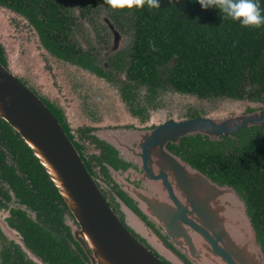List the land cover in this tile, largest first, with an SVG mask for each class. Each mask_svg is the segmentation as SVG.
Returning a JSON list of instances; mask_svg holds the SVG:
<instances>
[{
  "label": "water",
  "instance_id": "95a60500",
  "mask_svg": "<svg viewBox=\"0 0 264 264\" xmlns=\"http://www.w3.org/2000/svg\"><path fill=\"white\" fill-rule=\"evenodd\" d=\"M0 118L31 150L65 202V222L88 264H264V251L236 189L211 179L166 146L187 135L213 140L264 124V108L219 119L169 118L143 132H108V145L128 164L142 167L136 173L128 166L123 172L130 173L128 180L113 175L128 203L115 196V209L50 110L1 64Z\"/></svg>",
  "mask_w": 264,
  "mask_h": 264
},
{
  "label": "trees",
  "instance_id": "16d2710c",
  "mask_svg": "<svg viewBox=\"0 0 264 264\" xmlns=\"http://www.w3.org/2000/svg\"><path fill=\"white\" fill-rule=\"evenodd\" d=\"M73 1L78 2L82 17L99 4L105 5L115 27L131 30L125 74L132 86L143 85L148 92L171 88L198 98L259 101L264 95V25L258 29L242 27L239 22L223 19L219 9L202 8L198 0H159L160 8L149 10L145 6L131 11H114L104 0H0V5L23 15L53 54L75 58L93 71L94 56L85 51L75 54L70 29L76 18L70 12ZM259 2L264 14V0ZM123 18L128 27L123 26ZM94 71L103 75L97 68ZM1 133L10 141L19 168L61 199L31 150L0 118ZM171 146L211 179L236 189L264 251V124L240 128L213 140L198 133L187 135L180 138L176 148ZM70 253L58 254L62 262L56 259L51 263L85 264Z\"/></svg>",
  "mask_w": 264,
  "mask_h": 264
},
{
  "label": "flooded vegetation",
  "instance_id": "af4514ba",
  "mask_svg": "<svg viewBox=\"0 0 264 264\" xmlns=\"http://www.w3.org/2000/svg\"><path fill=\"white\" fill-rule=\"evenodd\" d=\"M1 7L23 17L29 24L28 28L24 27L25 32H21L22 37H25L23 43H20L17 38V50H20V52L24 54L25 61L29 60L28 57H32L34 55L39 56V54H42L43 69L47 72L49 76L48 79L51 80V82L56 81L53 79V74L55 71H58V69H56V65L61 60L71 62L85 70H88V68L83 67L81 63H78L75 58L73 59L76 62L74 60L58 57L53 54L43 45L35 28L23 15L7 7ZM88 13L89 12L85 13V15ZM74 16L76 18H72L73 24L70 25L71 32L74 29V25H76L77 19L82 18L79 14V10L77 16ZM73 43V47L77 50V52H75L76 55H81L82 53L80 51H85L87 54L92 55V57L94 56L93 60H91L92 66L94 69L97 68L101 71L103 75L97 74L94 69L93 71L90 69L88 71L96 74L97 76L105 77L106 71L109 72V69L111 68L115 70L122 69L126 82H123L120 87L122 88L120 89L121 95L123 97L126 92L131 93L133 90L132 84L134 83L126 77L125 60L123 57L118 55L115 61L107 57L106 67H102L98 59V52L95 49L91 47L84 49L78 45L76 41ZM36 52L38 53L36 54ZM14 53V47L7 48L6 46L3 47L0 44V64L4 68L11 70L13 76L22 85L25 87L28 85L32 89V91H30L36 95L50 110L62 130L70 139L84 167L95 180L107 203L115 209L117 206V203L114 200L115 196L127 203L124 194L120 190L116 189L119 184L113 180V175H115V177L120 176V178L128 180V178L131 177L130 173H126V175L123 173L126 168L131 166L132 170L139 173L142 171L141 165H130L127 163V159H125L123 155H119V152L116 153L115 150L108 145L106 138L108 132H104L102 129L98 128L93 130L92 128H89V126L80 125L74 132H72L68 127L64 114H62L58 106L39 95L25 79L21 78L16 73L19 71L18 67L12 65L10 68L6 65V60H9V54ZM51 65L54 69H52ZM38 73L40 74V79L42 76L48 80L47 77L43 75L45 74L44 71H42V73ZM152 92L153 91L150 93ZM130 103L131 102L127 100L126 104L129 113L142 118L144 123H134L128 121L122 123V127L117 126L116 128H122L124 131L128 132H143L152 129L157 125V123L150 122L148 121L149 119L144 117L146 114V107L143 104L138 103V105H133V107H131ZM132 104H134V101ZM129 106L134 108V110L136 109L140 115H137L135 112L130 110ZM56 111L60 113L61 120L58 119ZM251 111L252 109H249L246 112ZM203 115L204 114L200 112H191L187 113L186 118ZM91 129L93 130L92 133ZM3 134L4 133L0 134V264H52L51 262L56 261V259L59 262H62V258H57L56 256L58 254L65 253L66 250L71 252L70 254L74 258L78 259L79 262L88 264L86 254L83 252L80 244L76 242L70 234L68 226L65 222L64 214L68 212L65 202L62 198L61 200L59 197L53 196L51 190L48 192L45 191L44 185H42L35 176L31 177L27 171L19 168L16 153L13 151V148H10V141L7 136ZM16 137L17 140H19L18 135ZM201 137L208 138L206 135ZM179 141L177 144H166L167 148L171 152L178 155L179 153L175 152V149L172 148V146L170 147V145H173L176 148ZM46 178L50 181L47 176ZM50 183L52 186L53 184L51 181ZM132 184H137V182L133 180ZM55 191L57 192L56 188ZM57 194L60 196L58 192ZM120 218L121 217H119V219Z\"/></svg>",
  "mask_w": 264,
  "mask_h": 264
},
{
  "label": "rangeland",
  "instance_id": "374dc122",
  "mask_svg": "<svg viewBox=\"0 0 264 264\" xmlns=\"http://www.w3.org/2000/svg\"><path fill=\"white\" fill-rule=\"evenodd\" d=\"M99 5L84 17L77 19L71 37L73 42L76 41L84 49L88 47L95 49L101 66L106 67L107 57L115 61L120 55L126 60L131 43V30L116 28L108 17L109 9L105 5ZM70 12L77 16V1L70 3ZM122 23L123 26L128 27L126 18H123ZM28 25L23 17L0 6V44L3 47L15 48V53L9 54L6 65L10 68L12 65L18 67L19 71L16 73L21 78L25 79L39 95L58 106L72 132L78 126L86 125L93 130L99 128L104 132L119 135L124 133V129L116 127H122L124 122L144 123L142 118L129 113L127 100L131 102V107L138 103L143 104L146 107L144 117L154 123L169 118L183 119L191 112H200L219 119L232 117L234 114L249 113L246 112L249 109L255 111L264 108V95L259 101L245 98L241 101H231L228 97L198 98L171 88L155 89L150 93L145 86L138 84L132 87V91L129 90L131 93L124 94L125 99L120 91L121 85L126 82L122 69L111 68L113 70L109 69V72L106 71V76L102 77L62 60L56 65L58 71L53 74V79L56 81L51 82L43 69L42 54L28 57L29 60L25 61L24 54L17 50V38L23 43L25 37H22L21 32L24 33V27L28 28ZM51 67L54 69L52 65ZM7 70L12 73L11 70ZM42 71L50 82L42 76L40 79L38 72L42 73ZM26 87L32 91L28 85Z\"/></svg>",
  "mask_w": 264,
  "mask_h": 264
},
{
  "label": "clouds",
  "instance_id": "9594fccd",
  "mask_svg": "<svg viewBox=\"0 0 264 264\" xmlns=\"http://www.w3.org/2000/svg\"><path fill=\"white\" fill-rule=\"evenodd\" d=\"M112 10L123 11L160 8L159 0H104ZM202 8L219 9L223 19L239 22L242 27L258 29L264 25V14L259 0H198Z\"/></svg>",
  "mask_w": 264,
  "mask_h": 264
},
{
  "label": "bare ground",
  "instance_id": "6f19581e",
  "mask_svg": "<svg viewBox=\"0 0 264 264\" xmlns=\"http://www.w3.org/2000/svg\"><path fill=\"white\" fill-rule=\"evenodd\" d=\"M37 153L40 155V157L42 158L43 162L46 164L47 168L53 173L54 177H56V175H55L53 169H52V168L50 167V165L45 161V159L42 157V155L40 154V152H39L38 150H37ZM100 260L103 262L102 259H100Z\"/></svg>",
  "mask_w": 264,
  "mask_h": 264
}]
</instances>
